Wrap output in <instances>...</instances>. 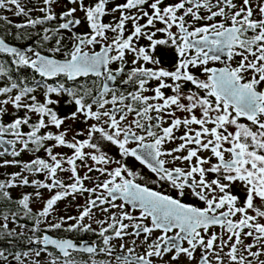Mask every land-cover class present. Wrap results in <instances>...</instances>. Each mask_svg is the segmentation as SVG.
I'll list each match as a JSON object with an SVG mask.
<instances>
[{"label": "snow or ice", "instance_id": "snow-or-ice-1", "mask_svg": "<svg viewBox=\"0 0 264 264\" xmlns=\"http://www.w3.org/2000/svg\"><path fill=\"white\" fill-rule=\"evenodd\" d=\"M0 169V264H264V0H0Z\"/></svg>", "mask_w": 264, "mask_h": 264}, {"label": "flooded vegetation", "instance_id": "flooded-vegetation-1", "mask_svg": "<svg viewBox=\"0 0 264 264\" xmlns=\"http://www.w3.org/2000/svg\"><path fill=\"white\" fill-rule=\"evenodd\" d=\"M158 54H159V52H158ZM165 63L167 64V61H165ZM23 158H26V157H23ZM136 167H140V166L137 164ZM6 170H7V171H13V170H10V169H5V171H6ZM15 170H16V169H14V171H15ZM144 171H145V174L150 175L149 173H147V170H146V169H145ZM29 190H30V189H29ZM60 208L63 209V204L60 205Z\"/></svg>", "mask_w": 264, "mask_h": 264}, {"label": "trees", "instance_id": "trees-1", "mask_svg": "<svg viewBox=\"0 0 264 264\" xmlns=\"http://www.w3.org/2000/svg\"><path fill=\"white\" fill-rule=\"evenodd\" d=\"M10 170H13L14 171V169H10ZM2 171H5V169H0V172H2ZM7 171V170H6Z\"/></svg>", "mask_w": 264, "mask_h": 264}]
</instances>
